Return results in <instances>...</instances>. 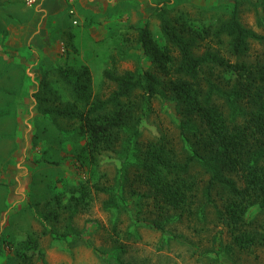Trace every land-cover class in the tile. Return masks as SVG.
Segmentation results:
<instances>
[{
	"label": "rangeland",
	"instance_id": "1",
	"mask_svg": "<svg viewBox=\"0 0 264 264\" xmlns=\"http://www.w3.org/2000/svg\"><path fill=\"white\" fill-rule=\"evenodd\" d=\"M235 1L76 0L47 24L39 18L43 29L35 36L37 28H28L24 17L10 10L17 0H0V264H264V208L254 205L246 215L257 242L240 245L218 218V190L216 204L206 203L210 175L199 163L190 170L201 195L193 214L160 212L136 180L152 141L168 137L181 161L194 148L192 134L189 141L182 133L184 115L172 95L149 98L138 89L135 117L120 130L115 149L96 158L88 152L78 119L46 111L77 102L62 70L75 78L76 70L87 66L94 101L117 88L106 70L153 68L138 30L148 22L165 44L159 5L205 35V28L215 29L230 17ZM38 4L42 0L29 5ZM239 17L260 35L250 39L246 54L233 52L226 35L221 40L205 36L196 53L212 50L231 62L263 63V0H241ZM203 73L225 90L237 78L213 64ZM216 98L230 114L225 97ZM84 185L90 189L86 197L80 191Z\"/></svg>",
	"mask_w": 264,
	"mask_h": 264
},
{
	"label": "trees",
	"instance_id": "2",
	"mask_svg": "<svg viewBox=\"0 0 264 264\" xmlns=\"http://www.w3.org/2000/svg\"><path fill=\"white\" fill-rule=\"evenodd\" d=\"M240 2L235 1L230 17L215 29L205 28V35L171 17L159 5L156 15L165 44L157 41L148 22L138 30V40L153 68L142 72L126 70L121 74L106 70L105 76L115 81L117 88L107 99L94 101L87 66L76 70L75 78L62 70L77 102L46 111L78 119L80 133L88 138V152L96 158L105 149H115L120 130L135 117L133 96L138 89L149 98L172 95L184 115L180 123L182 133L189 141L192 134L194 148L181 161L168 137L152 141L143 152L136 180L147 187L144 193L154 199L160 212L193 214L201 195L190 170L199 163L210 175L203 194L206 203L216 204L213 193L218 190L222 200L220 205L216 204L218 218L234 239L245 246L258 240V233L250 231L246 224V215L254 205L264 208V62L255 64L245 59L231 62L216 51L206 50L202 54L195 51L205 36L221 40L226 35L233 52L239 55L248 52L250 39L260 35L241 22ZM212 64L237 75L228 89L203 73L204 67ZM216 95L225 97L230 114ZM239 115L243 116L242 121L238 120ZM80 191L86 197L90 189L84 185ZM31 240L28 238V242Z\"/></svg>",
	"mask_w": 264,
	"mask_h": 264
},
{
	"label": "crops",
	"instance_id": "3",
	"mask_svg": "<svg viewBox=\"0 0 264 264\" xmlns=\"http://www.w3.org/2000/svg\"><path fill=\"white\" fill-rule=\"evenodd\" d=\"M75 3H76V6H78V4H79L78 1ZM38 5H39L38 6L39 9L30 6L28 3H25L24 0H19V1L17 0V2H15L11 6V9H10L20 19L24 17V19H22V20H24L26 22V24L29 25L28 28H37L35 30L36 34L34 32H32L30 35V39H31V37H32V39H35L32 36L33 33L35 34V36H39L41 34L43 27H42V25H40L39 18H43L45 24H47L46 20L49 17H51V15H55L59 12L61 13L64 10L69 11L71 9L70 0H66V2H65V0H42L41 6H40V4H38ZM81 11L83 12V10H81Z\"/></svg>",
	"mask_w": 264,
	"mask_h": 264
},
{
	"label": "built area",
	"instance_id": "4",
	"mask_svg": "<svg viewBox=\"0 0 264 264\" xmlns=\"http://www.w3.org/2000/svg\"><path fill=\"white\" fill-rule=\"evenodd\" d=\"M75 0H70V2L71 3H73ZM27 2H28V4H30V5H33V4H35L36 2H37V0H27ZM75 10H71V12H74ZM75 22V24H77V20L76 21H74Z\"/></svg>",
	"mask_w": 264,
	"mask_h": 264
}]
</instances>
